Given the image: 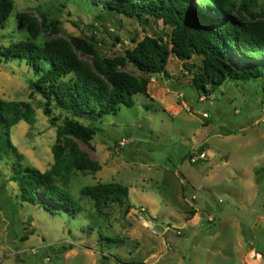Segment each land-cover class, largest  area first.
<instances>
[{
  "label": "rangeland",
  "instance_id": "1",
  "mask_svg": "<svg viewBox=\"0 0 264 264\" xmlns=\"http://www.w3.org/2000/svg\"><path fill=\"white\" fill-rule=\"evenodd\" d=\"M233 1L241 10V0ZM14 2L12 16L0 26V97L29 103L36 123L14 126L10 151L0 157V264H264V77L227 81L201 96L192 84L201 69L198 56L185 64L171 54L167 76L143 74L131 63L117 67L148 79V96L136 95L133 107L121 106L97 123L100 131L90 147L61 138L63 145L77 143L100 167L55 178L79 211L46 210L43 205L51 203L41 191L40 204L22 201L18 183L11 181L17 165L51 170L57 128L44 113V98L30 87L38 77L33 69L2 55L28 38L21 17L39 22L41 47L73 37L93 43L97 56L79 57L94 70L146 36L169 41L171 28L150 17L140 22L108 11L105 0ZM251 5L264 13V0ZM260 58L241 55L235 62L245 66ZM52 114L57 125L67 115L56 108ZM202 153L206 158L198 159ZM98 183L129 187L133 208L112 204L98 213L81 195L82 188Z\"/></svg>",
  "mask_w": 264,
  "mask_h": 264
},
{
  "label": "trees",
  "instance_id": "2",
  "mask_svg": "<svg viewBox=\"0 0 264 264\" xmlns=\"http://www.w3.org/2000/svg\"><path fill=\"white\" fill-rule=\"evenodd\" d=\"M14 4V0H0V26L12 16ZM103 6L140 22L146 17L162 21L171 28L169 41L146 36L133 49L126 50L124 56L106 60L104 66L94 70L79 57V53L96 57L93 43L73 37L69 41L55 39L41 47L36 41L42 27L34 18L23 16L20 26L26 29L28 38L9 46L2 54L8 60L25 61L33 69L38 77L30 87L44 98V113L57 128V142L52 147L55 163L51 170L43 173L18 164V171L11 179L18 183L25 203L40 204L37 192L41 191L42 197L51 203V206L43 205L49 211L55 207L73 213L79 211V205L55 184L56 177L73 169L100 171L77 143L66 141L63 145L61 138H74L90 147L100 131L97 123L117 114L121 106L133 107L136 95L148 96V79L137 78L117 67L131 63L143 74L167 76L171 54L185 64L198 56L201 69L194 74L192 84L201 96L227 81L249 82L264 77V13L254 12L251 0H241L239 11L233 0H105ZM42 18L46 27L47 18ZM51 25L55 27L57 22ZM241 55L261 58L242 66L235 62ZM54 108L67 114L60 125L52 114ZM22 121L31 126L36 123L32 106L0 97V157L9 153V132ZM81 195L94 202L98 213H104L112 204L125 206L127 210L133 208L129 187L119 183L87 186L82 188ZM20 239L26 240V234ZM22 263L33 264L29 260Z\"/></svg>",
  "mask_w": 264,
  "mask_h": 264
},
{
  "label": "built area",
  "instance_id": "3",
  "mask_svg": "<svg viewBox=\"0 0 264 264\" xmlns=\"http://www.w3.org/2000/svg\"><path fill=\"white\" fill-rule=\"evenodd\" d=\"M205 158H206V153H202V154L199 156L198 159H205ZM192 162H196V159L193 158V159H192Z\"/></svg>",
  "mask_w": 264,
  "mask_h": 264
}]
</instances>
